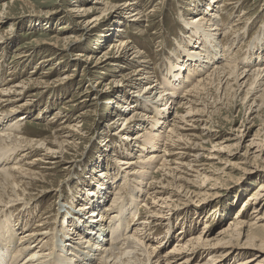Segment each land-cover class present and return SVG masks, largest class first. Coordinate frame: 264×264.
Instances as JSON below:
<instances>
[{"label": "bare ground", "instance_id": "obj_1", "mask_svg": "<svg viewBox=\"0 0 264 264\" xmlns=\"http://www.w3.org/2000/svg\"><path fill=\"white\" fill-rule=\"evenodd\" d=\"M90 1L92 2L85 5L83 3L82 5H74L71 10L64 11L67 21L75 19L74 24L76 26L84 24L82 27H78L80 32L85 26L88 28L90 23L93 24L98 20V17L85 20L86 16L96 13L99 10L97 7L103 4L102 0ZM242 1L197 0L198 5L193 7V11L188 10L189 12L186 11L185 3V8L180 10L178 16L180 37L178 36L179 39L175 41L176 48L167 60L168 65H170L161 82L154 79L156 73L154 71L153 74L151 71L157 65L155 63L157 62L156 47L153 49L149 44L153 37L145 36L148 25L143 26L141 23V20L155 19L158 8H151L147 14H144L145 11L141 5L142 0H123L119 3H109V9L127 14L124 17L126 21L117 22V24L122 25V29H115L114 32L120 33L111 35V38L116 40L111 41L108 50L104 53L101 52L102 54L97 59L93 54L86 55L82 52L73 53L69 58V51H72L74 46H78L79 39L77 36L64 38L55 36L52 41L35 40L37 49L47 54L40 60L39 64L43 65L58 58L55 65L59 66L64 64L66 59H70L74 62L75 67L79 66L89 74L94 73L96 79L88 87L90 91L87 88V91L84 92V94L89 92L92 94L89 99L91 103L88 106L97 105L101 97L107 94L104 93V87L110 89L109 87L113 83L117 84L111 92H108L110 97L106 98L104 104L107 108H111V113L116 114L115 118L108 124L107 129L122 125L123 127L117 133L122 136V141L116 140V145H113L114 140H111L109 132H107L109 138L105 136L108 138L107 141L105 138L101 140L106 149H116V152H112L110 155L108 162L110 166L114 167V172L106 174L101 172L99 174L101 179L94 191L82 190L80 192L83 194L80 193L77 196L71 193L68 198L69 205L65 207L61 205L56 209L51 203L46 209L38 213L36 221L31 225L32 219L29 221L27 218H32L31 216L36 209L31 211L28 208L30 204L25 200L31 196L30 188L37 184L44 185L48 172L63 167L65 164L63 154L75 146L76 134L81 131L80 124L84 121L83 118H85L88 110H83L76 115L72 119L73 121L67 120L62 123L60 129L51 133L52 138L50 140L29 138L23 132L22 126L28 116V100L32 98V94L37 92H28V90L49 89L51 88L50 85L56 83L60 85L59 89L72 75L58 76L51 80V71L41 73V76L36 78H33L34 75H32L36 72L28 73L29 79L19 81L18 84L12 83L14 76L4 79L0 84V87H6L5 89L0 88V264H17V259L25 254L28 255L21 264H69L66 262L67 256L72 257L70 260L72 264H224L225 261L228 264L232 261L234 264L263 263L264 209L261 211L260 203L264 200V180L246 197V201L241 203L239 211L235 213V217L229 221L230 223L220 229L215 236L204 231L207 229V225L196 234L192 232L193 226L190 225V232L182 227L174 235L178 237L176 242L169 250L162 252L172 241L170 237L171 227L174 228L167 220V216L178 215L181 212H193V207H188V204L194 198H196L194 200L196 207L202 208L206 201L211 200L209 198L213 194H209V191L215 188L211 187L212 184L209 182L218 180L217 177H214L217 174L212 163H207V160H212L214 155L206 154L207 156H205L199 152L204 151L201 148L204 140L198 138V135L193 132V130H200V134L207 137L205 143L210 144L211 148L220 147L215 142L214 144L209 141L210 139L216 140L217 135L216 130H212L209 125L210 113L205 111L207 105L201 98L203 94L216 83L220 97L227 93L226 98H228L227 96L231 92L233 98H239L244 107L243 110L246 111L245 116L246 113L254 112L256 113L254 118L258 117L260 120L259 128L255 131L250 145L254 143L258 145L264 140V42L261 43L260 38L256 39L258 41L256 44L259 47L253 46L243 58L241 57L239 62H242L241 67L236 64L239 58L237 51L235 49L230 50L234 45L235 38L240 36L237 30L240 29L241 19L237 18L236 21L230 22L231 24L227 22V19L240 8ZM14 2L27 3V0L4 2L0 8H4V12L8 13L6 9L9 8L10 3ZM187 4L190 2L188 1ZM201 4L206 6L204 10L201 9ZM159 5L160 3L153 7ZM168 6L170 7V5ZM209 8L212 11L208 13L205 10ZM4 12L0 10V13L5 16L0 14V19L7 18ZM57 12L38 13L43 17L41 23L48 24L51 22V16ZM186 12L190 16L192 14L198 15L188 17ZM240 13L242 12L240 11ZM36 20L30 18L28 23H39ZM146 22L148 23V21ZM11 25L14 26V23ZM66 28L65 26L61 27L59 31ZM31 32L33 33V30ZM233 36L235 37L232 38ZM101 37L107 38L106 35ZM1 39L0 43L2 42ZM99 41V39L89 40L90 43L95 44ZM5 42L3 41L2 47L4 50ZM186 47L192 49L187 54H185ZM151 52H154L153 57H150ZM22 53L21 48L13 52V62L21 61L25 56ZM51 67L50 70H53L54 65ZM126 68L128 71L125 73L117 71V69ZM116 72L118 78L112 75L111 80L106 83L108 74ZM183 75L184 79L181 78ZM158 78L161 77L158 75ZM181 86L184 87L183 94L179 97L177 109L169 123V112L161 109V107L149 105L148 100L157 103L163 100H171L174 103ZM126 89L129 91L126 92ZM132 90H134V94L129 96ZM113 92L120 94L111 96ZM23 96L26 97L24 101L16 104ZM53 99L54 97H52ZM82 102H86V99L78 101V103L83 104ZM72 103L73 98L66 99L61 110L66 111ZM120 103H125L126 106L121 107ZM130 109L133 110L127 116L126 114ZM123 110L126 112L123 113ZM17 113L22 114L15 121L8 120L12 114ZM58 115L55 114L53 119ZM140 119L143 120L144 128L140 132L134 133L136 130L134 125ZM248 120L246 117L244 118V122H248ZM244 122H241L240 128H243ZM167 124V131H165ZM250 126L252 127L253 124ZM239 132L237 131V133ZM258 139L260 142H254ZM240 141L241 138L237 144ZM154 143L161 144V149H148V146ZM133 147L138 149L135 157L125 159L124 153L131 152ZM20 149L23 152L14 159L15 154ZM187 149L190 151L189 155L185 154ZM174 150H180V152L175 151L173 153ZM34 151L36 153L42 151L43 154H38L34 159L28 160L35 154ZM149 151L152 152L148 153ZM248 152L246 149L242 159L231 164V170L233 172L238 170L247 172L250 166L257 167L264 172V166L260 167L254 163L257 156L253 155L249 159ZM186 157L190 159L184 163L182 159ZM200 159H205V162H200ZM249 161L253 163H249ZM39 164H46L49 167H36ZM153 170H155L154 174H160V176L168 179L164 178L160 182L152 175ZM151 175L153 177H150ZM226 177L231 178V174L226 175ZM119 178V186L113 190L111 199L102 209L104 214L100 213L97 217L103 221L96 223L97 220H92L93 215L100 211L99 205L105 200L107 190ZM150 179L151 181H149ZM140 185H147V187L143 189ZM40 188L39 193L53 191L47 186ZM55 192L60 194V191ZM148 199L152 203H148ZM83 202H87V204H82ZM74 203L84 205L80 209L84 211L74 212L72 209ZM147 203L151 206H148L149 208L153 207L152 209H154L148 208L146 210L149 214L147 219L156 222L155 224L160 220H165L167 222L164 224L169 227V229L165 227L164 232L166 233L163 234V240L158 239V242L149 241L151 237L147 239L146 221L140 220L139 217V209L142 206L145 207ZM11 207H15L14 210L10 209L13 214L8 215L9 219L2 220V213ZM249 207L250 214L248 215L246 208L249 210ZM198 209L195 211L199 214ZM60 217H62L61 221H59ZM68 223H71L70 227H72L66 230L64 225ZM124 223L125 226H123ZM18 232L22 233L18 235ZM16 235H18L17 243L14 241ZM244 252H248L249 256L242 258ZM8 253L11 259L5 263L4 260Z\"/></svg>", "mask_w": 264, "mask_h": 264}, {"label": "rangeland", "instance_id": "obj_2", "mask_svg": "<svg viewBox=\"0 0 264 264\" xmlns=\"http://www.w3.org/2000/svg\"><path fill=\"white\" fill-rule=\"evenodd\" d=\"M12 1L14 0H6V1L0 0V5H3L4 2L8 3ZM94 1L95 0H93V2ZM122 1L123 0H102L103 4L97 7V9L99 10L96 13L86 16L85 19V20H91L94 17H98L97 18L98 20L93 24L90 23L88 25L89 26L88 28L87 26H85L86 28L84 27L82 32L78 30V27H82L84 24L76 26V24H74L75 19L74 20L70 19L71 21H67L64 15L65 14L64 11L71 10V8H74V5L75 6L82 5V3L83 5L88 4L92 2L90 0H27V3L14 2V3H10L9 8L6 9L8 13H5L6 11L4 12V8H0V10L4 12V14L7 17L5 19L2 18L0 19V38H2L1 39L2 42L0 43V71L2 73V77L0 78V84L4 81L5 78H8L10 76H11L10 78L14 76L13 78L14 80L12 81V83L18 84L19 81H26L27 79H29L28 73L32 74L35 72H36L35 74H32L34 75L33 78L41 76L40 75L41 73L51 71L50 73L51 80L55 79L58 76L63 77L65 75H72L68 81L63 80L66 81V83L64 85H61L59 89L58 87L60 85L56 83L54 85H50L51 88L49 89L44 88L43 90L40 89L41 91L38 90L39 92L28 90V92H37V93L34 95L32 94L31 95L32 98L28 100L29 102L28 104L29 109L27 110L28 116H27V120H25V124L22 126L23 132L26 135H28L29 138H36V139L45 138L47 140H50L52 138L51 133L60 129L62 123L66 122L67 120L73 121L72 119L76 115L80 114L83 110L86 109L88 110V113H86L85 118H83L84 121L80 124L81 131H78V133L76 134L75 146H73L72 148H70L68 152L63 154L65 158L64 160L65 164L63 165V167H58L48 172L49 177L46 176V181L44 182L45 183L44 185L37 184L32 188H30L29 193L31 196L29 198H26L25 200L30 204L28 208L31 211L33 209H36L33 215L31 216L32 218L30 217L29 219L27 218V220L29 221L32 219L31 225H33L34 222L36 221L37 219L36 217L38 213L46 209V207H48L51 203L52 206L56 209L61 205L62 207L68 206L69 205L68 198L71 196V193L72 195L77 196V194L82 193L80 192L82 190L94 191L95 188L98 187L99 180L101 179V177H99V174L101 172L103 174L114 172V167L110 166L108 162L110 161V155H112V152H116V149L115 148L106 149L104 147V142L101 140H104L105 138V140L107 141V139L109 138L107 132H109L111 140H114L113 145H116L115 142L116 140L122 141L121 138L122 136L118 135L117 133L123 127L122 125L120 127L118 125V126H114L111 129H107L109 127L108 124L112 119L115 118L116 114L111 113L112 112L111 108L110 107L107 108L106 105L104 104V101L106 100L107 97H110V94L108 92H111V90H113V87L116 86L117 84L113 83L111 87H109L110 89L104 87L103 88V90L105 91L104 93L107 94L101 97V99L97 102V105L95 104L93 106H88L89 103H91L89 99L92 97V94L90 92L88 94H84V92L87 91V88L90 87V84L93 81H95L96 78L93 75L94 73L89 74L87 73V71H83L81 67L79 66L75 67L74 62L70 59L69 60L66 59L65 63L60 64L59 66L55 65L58 58L52 62H48L43 65L39 64L40 60L43 57H46L47 54L37 49V46L35 45V40L52 41L55 39V36H58L60 38H64L68 36H77L79 39L77 45L79 47L74 46L72 51H69L68 53L69 58L71 57L70 55L73 53L82 52L86 55L93 54L97 59L99 58L98 56H100L102 53L108 50L111 41L116 40L115 38L112 39L111 35L113 33L114 34L120 33L118 31L114 32L115 29H120V28L122 29L121 27L122 25L117 24V22L126 21L124 17L127 14H125V12L118 13L116 12V10L109 9L108 7L109 3L111 2L119 3ZM188 1L190 2V4H187ZM221 1L223 0H219V2ZM242 2L243 3H241L240 8L236 10L235 13L230 15V17L227 19L228 23L236 21L237 18L241 19L240 22L241 25L239 29L240 31L237 30L238 35H240L239 36L240 38L237 36L233 42L234 45L230 48V50L235 49L238 53L239 58L236 64L239 67L242 66L241 65L242 62L239 63L240 59H242L244 55H246V53H248L252 49L253 46L256 45V47H259L256 44L258 42L256 39L260 38L261 43L264 42V0H243ZM158 3H160L159 6L153 7L155 4ZM185 3L187 7L186 11L188 10L193 11V7L195 5H198L197 0H142L141 2V5L143 6L144 9L143 11H145L144 14H147L151 8H155V9L158 8L157 13L155 15V19L153 18L145 21L141 20L143 26L148 25L149 27V28L147 27L145 36L153 37L150 39L149 44L153 47V49H155L156 47L157 50V54H155L157 55L156 57L157 62L154 61L155 63H157V65L155 64L156 65L154 67L155 69L153 68V70L151 71L153 72V74L155 71L156 74H154L155 77L154 79L157 80L158 82L162 81L163 75L164 74L166 75L168 71V66L170 64L168 65L167 60L169 59L171 53L174 51V48H176L175 41L178 40L180 37L179 36L180 21L178 19V16L180 14V10H183L182 8H185ZM212 4L214 5V2ZM168 5H170V7ZM205 8L206 6L204 4H201V9L204 10ZM47 11L50 12L58 11V12L51 16L52 20L48 24L41 23V19L43 17L40 16L38 13H45ZM205 11L209 13L212 10L209 8L208 10ZM240 11L242 13H240ZM188 12H186L187 15H189L188 17H194L198 15V14H192L190 16ZM74 14L77 15V13ZM1 15H3V13ZM30 18L37 19L36 21L39 23L36 22L28 23ZM146 21H148V23ZM12 23H14V26L11 25ZM30 24H33V26H30ZM64 26L67 28L64 29L63 31H59L60 30L59 28ZM31 30H33V33L31 32ZM127 31L130 32L129 29H127ZM150 34L151 36H148ZM102 35H106L108 39L102 38L101 37ZM235 36H233L232 38H234ZM96 39L100 40L99 43L95 44L93 42L92 43L89 42V40L93 41ZM3 41L4 42L6 41L4 46L5 50L2 49L4 45ZM145 44L147 43L145 42ZM239 47L241 48V50ZM19 48H21L23 52L22 54L25 55L26 57L24 56L21 61L13 62L14 60L13 52L17 51V49ZM190 48L191 47L185 48V54H187L189 51L192 50ZM84 49L86 50L85 52ZM153 53L154 52H151L150 53L151 55L149 54L150 57H153L152 55ZM53 65H54V69L50 70L52 68L51 66ZM127 69L128 68L117 69V71H121V72L123 71V73H125L126 71H128ZM83 73H85V76H83ZM112 75H115L118 78L117 72L109 73L108 76L106 77L107 79L106 83H108V81L111 80ZM158 75L161 78H158ZM181 78L184 79V75L181 76ZM0 88L5 89L6 87H0ZM217 89L218 87L216 86L215 83L213 84L212 88H210L206 93L203 94V97L201 98L207 105L205 111L207 113H210V117H209L210 120H208L209 125L211 126L212 130L213 129L216 130V135H217L216 140L210 139L209 141L213 143L215 142L216 145H219L220 147L211 148L210 144L205 143L207 137L204 136V134H200V130H193L194 134L198 135V138L204 140L203 141L204 143L202 142L203 144L201 146V148L204 149V151H199V152L203 153L205 156L210 154L214 155L212 160H207V163L209 164L212 163L213 168H215L216 170L217 175H215L214 177L218 178V180L215 182L213 181L209 182L210 184H212L211 187H215L209 191V194H213V195L212 197L209 198L211 200L206 201V204L202 208L199 207L198 209V207H196V202L194 201L196 200V198H194L193 201L188 204V207L189 206L193 207V212L192 211L189 213L181 212L179 213L180 215L178 214L174 216L173 215L167 216V220L172 224V226H174V228L170 226L172 228V232L170 236L172 238V241L162 252H166L172 247V245L174 244V242H176L178 238L177 236L174 235L182 227L187 232H190L189 227L191 225L193 226L192 232L196 234L200 232L205 225H207V229L204 231L206 232L208 231L211 233V236H215L220 229L226 227L227 223H230L229 221H231L235 217V213L239 211L238 209L239 207H241L242 205L241 203L243 201H246L245 200L247 199L246 197L257 187V185L261 181L264 180L263 179L264 177H262L264 172L259 170L257 167L249 166V171L247 172L241 170L233 172L231 170L232 168L231 164L238 162L237 161L238 159H242V155L244 154V151L246 149H248L249 151L248 152L249 159L252 158L253 155L257 156V158L254 160L255 161L254 163H256L260 167H263L264 140H262V143H259L258 145L257 143L250 145L251 140H253L254 138L253 135L255 134V131L259 128L260 125V120L258 119V117L254 118L256 113L254 112L248 114L246 113L245 116L246 111L243 110L244 107L241 105L239 98L238 99L233 98V94L230 92L229 96H227L228 98H226L227 95L226 93L225 96L221 95L222 99H220L221 98L220 93ZM134 90L136 91V89ZM134 90L130 91L129 96H132L134 94ZM183 90L184 87L181 86L177 93L178 94L177 100L174 103L171 100L170 101L163 100V101H159L158 103L151 102V100H148V103L149 105L155 107H161V109L167 110L169 112V123H170V119L173 117L174 112L177 109L178 106L177 103L178 100H180L179 99L180 95L183 94ZM125 91L128 92L129 89H126ZM117 94L120 93L113 92L111 96H116ZM52 97H54L53 100ZM25 98L26 97L23 96L20 100L17 101L16 104L23 102ZM70 98H73L74 104L72 103V105H70L66 111L61 110V107L64 106L63 105L64 101ZM82 99H86V102H82L83 104L78 103V101ZM214 101L215 103H213ZM120 106L123 107L126 105L125 103H120ZM117 110L120 111V109ZM125 110H123V113L126 112ZM132 110L133 109H130V111L126 115L127 116L130 115L131 114L130 112ZM144 113H148V112H144ZM21 114L22 113L12 114V116H10L8 120L15 121V119L21 116ZM55 114L56 115L59 114V115L53 119V116H55ZM206 115L208 116V114ZM245 117L249 119L248 122H244ZM241 122L242 123L244 122L243 128H240ZM168 124L164 129L165 131H167ZM252 124L253 126L251 127L250 125ZM134 128L136 129L134 133L140 132V130L144 128L143 120L140 119L138 123H135ZM237 131L240 132L237 133ZM105 136H107L108 138H106ZM240 138L241 141L239 144H237ZM254 142H260V140L258 139L255 140ZM151 148H155V149L157 148L159 150L161 149V144H157V143L150 144L148 146V149ZM137 150L138 149L136 147H133L131 152L124 153L125 159L134 158L137 153ZM175 151L177 153L180 152V150H174L173 153H175ZM22 152H23L22 149L18 150L17 154H15L14 156V159L20 156ZM151 152L152 151H149L148 153ZM185 152L186 155L188 153L190 154V151L188 149L185 150ZM38 154L41 155L43 154V152L42 151L37 153L35 152V154L29 157L28 160L34 159L36 156H38ZM189 159L190 158L186 157L185 159L182 160L184 163H187ZM202 161L205 162V159H200V162ZM249 163H253V162L249 161ZM229 166L231 167L229 168ZM36 167L47 168L49 167V165L39 164ZM115 170L117 171V169ZM154 172L155 170L152 171L153 173L152 175L155 176V179H159L160 182L165 178L164 176H160V174H154ZM225 174L226 175L231 174V178L228 179ZM152 175L150 177H153ZM221 178L223 180H220ZM119 181L120 178L117 179V181H115L111 187H109V189L107 190V194L105 196V200L101 202L99 205L100 211H97L93 215L92 220L94 221L97 220L96 223L103 221L102 219L97 217L100 215V213L104 214L102 209L104 206L107 205L108 201L111 199L113 190L117 189V187L119 186ZM149 181H151V179ZM41 186H47L50 189H53V191L50 193H39L41 191L40 188ZM140 186L143 189L147 187V185H140ZM55 191H60V194L59 192H55ZM55 201L56 203H54ZM149 201L150 199H148V203H152V201L150 202ZM85 203L87 204V202H83L82 204ZM148 203L146 205L147 208L146 206L145 207L142 206L139 209V217L140 220L142 219V221H146L147 239L151 237L152 239L150 238L149 241L153 240L154 242H158V239L163 240L162 237L163 234L166 233L164 232V230L166 229L165 227H167L165 225L167 221L160 220L157 222V224H155L156 222L154 223V221H149L147 219V216H149V214L147 213L146 210H148V208L151 206ZM83 206L84 205H81L80 203H74L72 205V209L74 212H81V211L83 212L84 210H80L81 207ZM260 207H261V211H263L264 200L260 203ZM14 208L15 207L6 209V211L3 212L1 215V217H3L2 220L9 219L8 217L13 214L12 211L10 212V209L14 210ZM152 208L149 209L154 210ZM247 208H246L247 210L246 214L249 215L250 207L249 210ZM195 209L199 210V214L197 213V211H195ZM70 214H72V212H70ZM61 220L62 217L59 218V221ZM70 224L71 223L64 225L66 230L72 227V226L70 227ZM125 225L126 224L124 223L123 226ZM148 226L150 227V229ZM167 229H169V227H167ZM22 232H18L17 234L19 235ZM18 235L14 237L15 243L18 242V238H17ZM247 253L248 252H244L242 254L243 255L242 258H246L247 256H249V254ZM27 255L28 254L20 256L19 259H17L16 261L17 264H21L22 262H24ZM71 258H72L71 256H67L66 262L72 264L70 263ZM10 259L11 256L8 253L4 262L8 263ZM223 263L228 264V262L226 261ZM230 264H234V261L230 262ZM262 264H264V260Z\"/></svg>", "mask_w": 264, "mask_h": 264}]
</instances>
